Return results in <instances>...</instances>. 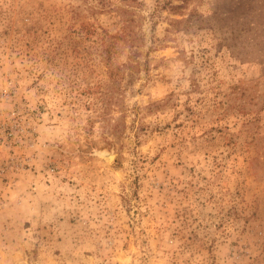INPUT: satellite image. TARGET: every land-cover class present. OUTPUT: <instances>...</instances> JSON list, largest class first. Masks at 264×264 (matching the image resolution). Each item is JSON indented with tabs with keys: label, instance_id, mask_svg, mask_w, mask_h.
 I'll use <instances>...</instances> for the list:
<instances>
[{
	"label": "rangeland",
	"instance_id": "obj_1",
	"mask_svg": "<svg viewBox=\"0 0 264 264\" xmlns=\"http://www.w3.org/2000/svg\"><path fill=\"white\" fill-rule=\"evenodd\" d=\"M0 264H264V0H0Z\"/></svg>",
	"mask_w": 264,
	"mask_h": 264
},
{
	"label": "bare ground",
	"instance_id": "obj_2",
	"mask_svg": "<svg viewBox=\"0 0 264 264\" xmlns=\"http://www.w3.org/2000/svg\"><path fill=\"white\" fill-rule=\"evenodd\" d=\"M106 155H108V157L111 158V155H112V154H110V153L107 154V153H106Z\"/></svg>",
	"mask_w": 264,
	"mask_h": 264
}]
</instances>
